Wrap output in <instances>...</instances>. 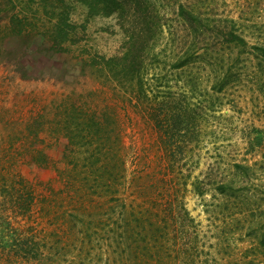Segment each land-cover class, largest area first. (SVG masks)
<instances>
[{"label":"rangeland","instance_id":"374dc122","mask_svg":"<svg viewBox=\"0 0 264 264\" xmlns=\"http://www.w3.org/2000/svg\"><path fill=\"white\" fill-rule=\"evenodd\" d=\"M55 2L0 0V264H264V0Z\"/></svg>","mask_w":264,"mask_h":264},{"label":"trees","instance_id":"16d2710c","mask_svg":"<svg viewBox=\"0 0 264 264\" xmlns=\"http://www.w3.org/2000/svg\"><path fill=\"white\" fill-rule=\"evenodd\" d=\"M79 2L83 5H85L91 14L94 15H101V16H110L116 12L124 13L125 10H138L142 7H150L152 6V3H150V0H56L55 3L52 4V6H58L60 3L61 6L65 8V11L61 12V14L58 16L57 23H55V32H59L61 37L64 39L68 35V27L69 22L68 18L66 17V13H68V7H70L73 3ZM45 5V4H44ZM53 12H55V8H51ZM172 13H174L179 23L184 24V26H187L189 30L192 31H198V27H200V32L202 34L204 33V30L202 29L203 26V20L198 16V14L195 12L194 7L192 4L184 5L182 3L177 4V7L170 8ZM154 16L151 14V18ZM220 21V20H218ZM225 20H223L224 22ZM153 23V21H152ZM226 24L229 26H216L217 28L213 30V35L217 37L218 39H222L223 44H244V40L237 34L235 31L234 25L236 24L235 21L232 19L226 20ZM206 27V26H204ZM72 28V27H71ZM70 28V29H71ZM215 28V27H214ZM258 51L260 52V57L262 60H264V46L258 48ZM126 59V58H125ZM129 60V63H125L120 68V73L128 75L130 71H133L132 69L137 66V62L133 60ZM113 61V60H111ZM124 61V60H123ZM185 61V60H184ZM187 61L182 62L181 64H178L177 67L186 65ZM235 168L237 170V174L241 175L242 177H247L249 175V168L247 166H244L242 164H235ZM235 190V187L232 182H221L216 191L219 195H221L223 198H230L232 197L231 193ZM203 191L199 189L197 191V194L199 196H202ZM115 198V196H112ZM32 251L33 248L31 249ZM35 254V253H34ZM32 252L24 251L22 252L23 257L28 258L29 256L34 255Z\"/></svg>","mask_w":264,"mask_h":264}]
</instances>
